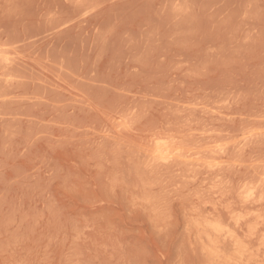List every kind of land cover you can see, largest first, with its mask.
Wrapping results in <instances>:
<instances>
[{
  "label": "rangeland",
  "instance_id": "1",
  "mask_svg": "<svg viewBox=\"0 0 264 264\" xmlns=\"http://www.w3.org/2000/svg\"><path fill=\"white\" fill-rule=\"evenodd\" d=\"M0 264H264V0H0Z\"/></svg>",
  "mask_w": 264,
  "mask_h": 264
},
{
  "label": "bare ground",
  "instance_id": "2",
  "mask_svg": "<svg viewBox=\"0 0 264 264\" xmlns=\"http://www.w3.org/2000/svg\"><path fill=\"white\" fill-rule=\"evenodd\" d=\"M57 1V0H56ZM80 1V0H78ZM78 4V3H77ZM75 5V4H74ZM71 7V6H70ZM77 7V5H76ZM79 9V8H78ZM82 10V9H81ZM78 11V10H77ZM162 146V145H161ZM161 152V151H160ZM173 162V161H172ZM172 165V164H171ZM256 190V189H255ZM241 201V200H240ZM201 204V203H200ZM250 205V204H249ZM248 209V208H247ZM232 211V210H231ZM196 212V211H195ZM237 219V218H236ZM208 225V228H210V230L217 234V235H221V236H225L226 238H233L234 235L232 232H230L228 229V231H224L222 228H221V223L218 221V220H211L209 221V223L207 224ZM239 230V229H238ZM237 232V231H236ZM238 235V234H237ZM220 238V237H219ZM236 243V242H235Z\"/></svg>",
  "mask_w": 264,
  "mask_h": 264
}]
</instances>
